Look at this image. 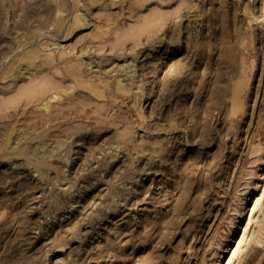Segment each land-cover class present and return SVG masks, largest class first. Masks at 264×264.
<instances>
[{
	"label": "rangeland",
	"instance_id": "374dc122",
	"mask_svg": "<svg viewBox=\"0 0 264 264\" xmlns=\"http://www.w3.org/2000/svg\"><path fill=\"white\" fill-rule=\"evenodd\" d=\"M0 264H264V0H0Z\"/></svg>",
	"mask_w": 264,
	"mask_h": 264
}]
</instances>
